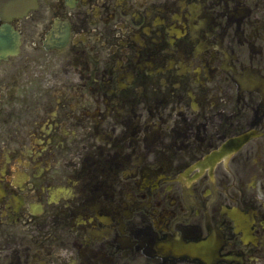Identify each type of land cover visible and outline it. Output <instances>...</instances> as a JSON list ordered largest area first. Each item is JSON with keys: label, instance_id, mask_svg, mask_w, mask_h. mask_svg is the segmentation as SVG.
<instances>
[{"label": "flooded vegetation", "instance_id": "obj_1", "mask_svg": "<svg viewBox=\"0 0 264 264\" xmlns=\"http://www.w3.org/2000/svg\"><path fill=\"white\" fill-rule=\"evenodd\" d=\"M0 264H264V0H0Z\"/></svg>", "mask_w": 264, "mask_h": 264}]
</instances>
